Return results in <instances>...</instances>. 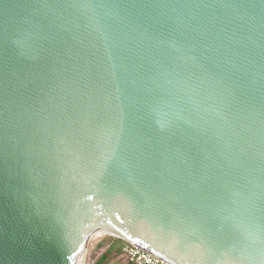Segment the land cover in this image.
Returning <instances> with one entry per match:
<instances>
[{"label": "water", "instance_id": "95a60500", "mask_svg": "<svg viewBox=\"0 0 264 264\" xmlns=\"http://www.w3.org/2000/svg\"><path fill=\"white\" fill-rule=\"evenodd\" d=\"M99 230L264 264V0H0V264Z\"/></svg>", "mask_w": 264, "mask_h": 264}, {"label": "rangeland", "instance_id": "374dc122", "mask_svg": "<svg viewBox=\"0 0 264 264\" xmlns=\"http://www.w3.org/2000/svg\"><path fill=\"white\" fill-rule=\"evenodd\" d=\"M123 242L124 240L116 237L114 233L93 236L86 248L85 258L87 264H127V259L120 248ZM108 248H111L112 251L109 259L103 263L97 262L102 253Z\"/></svg>", "mask_w": 264, "mask_h": 264}, {"label": "built area", "instance_id": "2783aa9c", "mask_svg": "<svg viewBox=\"0 0 264 264\" xmlns=\"http://www.w3.org/2000/svg\"><path fill=\"white\" fill-rule=\"evenodd\" d=\"M120 248L129 264H170L148 250L126 241ZM83 264H87L86 258H84Z\"/></svg>", "mask_w": 264, "mask_h": 264}, {"label": "trees", "instance_id": "16d2710c", "mask_svg": "<svg viewBox=\"0 0 264 264\" xmlns=\"http://www.w3.org/2000/svg\"><path fill=\"white\" fill-rule=\"evenodd\" d=\"M111 252H112V251H111V248H108L106 251H104V252L102 253L101 257L98 259L97 262L103 263V262H105L106 260H108L109 257L112 255ZM127 264H129V263H127Z\"/></svg>", "mask_w": 264, "mask_h": 264}, {"label": "bare ground", "instance_id": "6f19581e", "mask_svg": "<svg viewBox=\"0 0 264 264\" xmlns=\"http://www.w3.org/2000/svg\"><path fill=\"white\" fill-rule=\"evenodd\" d=\"M106 233V234H108V233H112V232H110V231H107V230H99V231H97L95 234H94V236H101V235H104V234Z\"/></svg>", "mask_w": 264, "mask_h": 264}, {"label": "crops", "instance_id": "0c3cea01", "mask_svg": "<svg viewBox=\"0 0 264 264\" xmlns=\"http://www.w3.org/2000/svg\"><path fill=\"white\" fill-rule=\"evenodd\" d=\"M91 253H92V252H91ZM91 253H90V254H91Z\"/></svg>", "mask_w": 264, "mask_h": 264}]
</instances>
